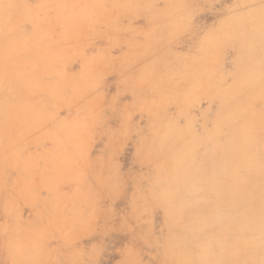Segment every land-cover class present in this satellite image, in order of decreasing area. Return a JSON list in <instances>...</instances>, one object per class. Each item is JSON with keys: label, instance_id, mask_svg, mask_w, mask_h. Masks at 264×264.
I'll return each mask as SVG.
<instances>
[{"label": "rangeland", "instance_id": "rangeland-1", "mask_svg": "<svg viewBox=\"0 0 264 264\" xmlns=\"http://www.w3.org/2000/svg\"><path fill=\"white\" fill-rule=\"evenodd\" d=\"M263 170L264 0H0V264H264Z\"/></svg>", "mask_w": 264, "mask_h": 264}, {"label": "bare ground", "instance_id": "bare-ground-1", "mask_svg": "<svg viewBox=\"0 0 264 264\" xmlns=\"http://www.w3.org/2000/svg\"><path fill=\"white\" fill-rule=\"evenodd\" d=\"M10 8V7H9ZM226 9V8H225ZM10 10V9H9ZM224 10V9H223ZM45 11V10H44ZM48 16V15H47ZM223 16V15H222ZM46 19V18H45ZM227 20V19H226ZM41 21V20H40ZM226 22V21H225ZM225 22H224V24H225ZM46 23V22H45ZM49 23V22H48ZM223 24V25H224ZM243 42L241 43V44H238V48L241 50H247L248 49V47H247V44H248V38L247 37H245V36H243ZM39 44V43H38ZM11 45V44H10ZM45 46H46V44H45ZM44 49V48H43ZM36 50V52H37V56H38V54L40 53V51L38 50V48H36L35 49ZM41 50V49H40ZM47 53V52H46ZM202 54V53H201ZM41 55H43L42 53H41ZM49 56V55H48ZM45 58V57H44ZM46 61V60H45ZM13 65V64H12ZM242 65H245L244 63L242 64ZM189 127V126H188ZM237 127H239V125H237V126H235V125H233V123H232V125L231 126H229V131L232 133V135H233V137H234V135H235V131L237 130ZM190 128V127H189ZM167 131V130H166ZM239 132V131H238ZM166 134V133H165ZM200 138H202L201 136H200ZM198 139L199 138H195V141H196V143H198L199 141H198ZM232 141H234V142H237L236 141V137H235V139L234 140H232ZM183 143H185L183 140H180V144L182 145ZM202 143V142H201ZM233 144V143H232ZM180 145V146H181ZM233 147H234V145H233ZM202 160L204 161V158L201 156V158H200V162H202ZM226 159L224 158V161H225ZM221 163H222V167H224V170H226L227 169V167L229 166V162L228 161H225V162H222L221 161ZM249 165H252L251 164V160H248V164H247V168H248V166ZM200 170L202 169V166H200V168H199ZM198 169V170H199ZM248 171H249V168H248ZM231 172V171H230ZM262 175H263V177H264V170H263V172H262ZM246 174H245V176H244V178H239V177H237V181H239V183L241 184V183H246ZM233 183H235L234 181H233ZM247 183H249V185H251L250 187H252V188H254V189H256L254 192H256V194H258V195H260V193H259V188L261 187V185H264V178H263V181L262 182H260V180H256L255 182H247ZM237 191H238V197L236 198V199H234V200H232L233 202H232V204L233 205H235V206H238V205H242V206H245V207H250L251 208V200H250V196H249V194L247 193V195H242L241 193H240V191H239V189L237 188L236 189ZM199 192V190H197V189H195V187H194V185L192 186V188H191V193L193 194H197ZM199 194V193H198ZM195 201H197V200H195ZM249 210V209H248ZM263 227H264V224H263ZM14 233V232H13ZM246 257V256H245ZM257 258V257H256Z\"/></svg>", "mask_w": 264, "mask_h": 264}]
</instances>
